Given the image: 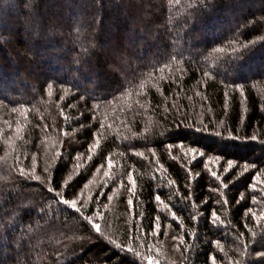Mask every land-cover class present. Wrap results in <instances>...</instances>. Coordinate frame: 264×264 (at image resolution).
I'll list each match as a JSON object with an SVG mask.
<instances>
[{
  "label": "trees",
  "instance_id": "obj_1",
  "mask_svg": "<svg viewBox=\"0 0 264 264\" xmlns=\"http://www.w3.org/2000/svg\"><path fill=\"white\" fill-rule=\"evenodd\" d=\"M214 260L264 264V0H0V264Z\"/></svg>",
  "mask_w": 264,
  "mask_h": 264
},
{
  "label": "snow or ice",
  "instance_id": "obj_2",
  "mask_svg": "<svg viewBox=\"0 0 264 264\" xmlns=\"http://www.w3.org/2000/svg\"><path fill=\"white\" fill-rule=\"evenodd\" d=\"M49 94H51V93H49ZM97 145H98V140L96 141V144H95L94 146H97ZM89 151L91 152V148L89 149ZM139 155L142 156L143 154H142V153H139ZM89 159H91V157H89ZM105 159H106V162L108 163L109 167H111V159H110V157H106ZM46 170H47V169H45V171H46ZM97 170H99V169H97ZM20 174H21V175H24V174H25V173H24V169H21V170H20ZM213 175H215V174H213ZM126 178L128 179L129 184H131V185L134 187V186H135V180L131 178V172H128V173H127V177H126ZM37 179H39V177H37ZM120 186H121V187L124 186V181H123V180L120 181ZM225 186H226V185H225ZM129 191H131V188L129 189ZM159 199H160V197L157 196V200H159ZM253 200L255 201V197L253 198ZM225 202H226V201H225ZM64 203H65V204H69V203H70L73 207H75L76 204H77V200L74 199V200H72L71 202L65 200ZM128 203H129V204H132V200L129 199V200H128ZM76 210L79 211V208H77ZM212 215H213V217H214L216 220L219 219V217L216 216L215 213H213ZM86 218L89 219V220L91 221V217H86ZM157 219H159V218H157ZM92 226H93V229H94L96 232L99 233V232L101 231V226H100L99 223H93ZM157 227H158V225H157ZM151 234H152V235H157L156 232H152ZM129 251H131V250L129 249ZM149 264H150V261H149ZM213 264H215V260L213 261Z\"/></svg>",
  "mask_w": 264,
  "mask_h": 264
}]
</instances>
